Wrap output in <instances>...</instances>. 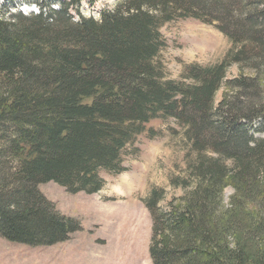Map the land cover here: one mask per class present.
<instances>
[{"label": "trees", "instance_id": "trees-1", "mask_svg": "<svg viewBox=\"0 0 264 264\" xmlns=\"http://www.w3.org/2000/svg\"><path fill=\"white\" fill-rule=\"evenodd\" d=\"M82 1L20 24L0 15V237L32 248L68 241L79 222L38 186L99 192L101 172L125 171L122 150L173 118L196 156L183 197L165 211L157 190L144 201L151 263L264 264V138L252 137L264 126V0H124L73 22L67 7ZM175 18L214 24L231 43L224 61L166 78L158 31ZM226 62L254 74L225 80ZM223 84L230 91L214 106Z\"/></svg>", "mask_w": 264, "mask_h": 264}, {"label": "rangeland", "instance_id": "rangeland-1", "mask_svg": "<svg viewBox=\"0 0 264 264\" xmlns=\"http://www.w3.org/2000/svg\"><path fill=\"white\" fill-rule=\"evenodd\" d=\"M123 1L83 0L79 5L68 6L66 12L73 22L79 18L98 20L100 14L115 10ZM68 2L0 0V15L7 23L20 24L39 13L48 14L49 9L59 11L61 4ZM214 26L181 18L160 26L158 32L164 46L155 61L162 66L166 78L181 81L191 65L209 66L224 61L231 43ZM225 66L228 81L240 74L244 77L254 74L244 64L239 67L226 62ZM262 86L264 91L263 83ZM229 89L226 84L220 87L214 96V106ZM148 127L154 132L151 137L141 135L122 150L121 166L125 171L100 173L104 185L99 192L70 194L53 182L39 185L38 191L59 213L79 222L81 231L64 243L34 248L0 237V264H152L148 253L152 222L144 201L152 189L157 190L158 208L165 211L168 203L183 197L186 191L180 186L184 184L188 162L196 155L184 136L185 129L173 118L153 121ZM252 134L263 139L264 126ZM233 193L232 188L224 189V206L227 207Z\"/></svg>", "mask_w": 264, "mask_h": 264}]
</instances>
